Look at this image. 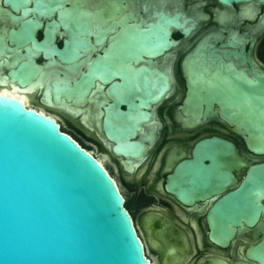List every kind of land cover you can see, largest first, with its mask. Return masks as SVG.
<instances>
[{
    "label": "water",
    "instance_id": "95a60500",
    "mask_svg": "<svg viewBox=\"0 0 264 264\" xmlns=\"http://www.w3.org/2000/svg\"><path fill=\"white\" fill-rule=\"evenodd\" d=\"M3 1L20 11L15 21L22 18L8 35L9 42L19 46H0V60L7 56L0 63L9 68L7 76L24 85L40 84L47 66L37 61L36 51L42 46L45 56H57L62 62L49 90L52 98L81 108L97 91L102 123V129L95 131L97 138L115 154L117 149H134L137 145L128 136L144 114L140 108L171 85L132 78L134 72L121 61L140 48L154 49L157 33L152 37L143 32L141 39L121 41L116 34L76 74L74 61L84 51L72 47L85 43L75 37L85 29L81 3ZM216 1L225 5L248 0ZM55 10V21L70 22V39H64L61 47L54 42L53 21H45L40 40L36 36L39 22L33 15L52 16ZM72 12L78 13L75 23L69 16ZM178 108L187 124L213 119L229 125L245 142L250 154L239 152L230 139L202 137L175 172L177 181L185 180L182 197L211 201L206 221L217 247L234 243L236 234L261 228L262 237L247 243L243 252L255 263L233 264H264V82L187 81ZM116 182L95 154L62 131L50 115L0 92V264H151Z\"/></svg>",
    "mask_w": 264,
    "mask_h": 264
},
{
    "label": "flooded vegetation",
    "instance_id": "af4514ba",
    "mask_svg": "<svg viewBox=\"0 0 264 264\" xmlns=\"http://www.w3.org/2000/svg\"><path fill=\"white\" fill-rule=\"evenodd\" d=\"M77 2L85 11L80 18L86 30L81 28V33L75 34L85 43L72 47L76 52L84 51L74 61L76 74L87 67L116 34L117 41H121L141 39L143 32L152 37L157 33L154 49L140 48L132 58L121 61L134 72L132 78L145 82L167 81L171 85L156 101L140 108L144 114L131 126L128 136L137 146L128 152L117 149L115 154L97 138L95 131L102 129L97 91L81 108L52 98L49 90L60 69L58 64L62 62L57 56H45L42 46L36 54L39 63L47 64L43 81L36 85L21 84L18 79L7 76L9 68L3 62L0 64V92L5 93L2 92L5 90V94L19 97L28 107L43 110L64 132L69 133L66 125L82 133L91 132L90 138L114 154L117 178L103 166L117 181L123 208L131 217L134 231L142 241L144 256L151 264H233L236 260L255 263L243 252L247 243L262 237L261 228L236 234L234 243L217 247L208 234L206 221L205 212L211 201L182 197L185 180L177 181L175 168L191 157L197 140L212 134L230 139L239 152L250 154L241 136L229 125L213 119L187 124L181 120L178 105L187 81L264 82V2L234 1L224 5L216 0H62L63 6ZM16 13L20 11L14 12L0 0V34L5 37V43L0 46L3 49L19 46L8 40L10 30H16L22 20L20 17L15 21ZM57 13L58 10L52 16L33 15V12L30 15L39 22L36 29L39 40L44 34L45 21L55 23L54 42L61 47L64 39H70L67 30L70 22L55 21ZM77 15L76 12L69 15L74 23ZM6 58L4 55L2 59Z\"/></svg>",
    "mask_w": 264,
    "mask_h": 264
},
{
    "label": "rangeland",
    "instance_id": "374dc122",
    "mask_svg": "<svg viewBox=\"0 0 264 264\" xmlns=\"http://www.w3.org/2000/svg\"><path fill=\"white\" fill-rule=\"evenodd\" d=\"M0 37H1L0 44L3 45L5 43V39L3 38V36ZM181 89H183L182 85H181ZM181 89L179 90V92H181ZM198 111L200 112V109H198ZM65 127L68 129L69 133L73 135L74 139L81 146H85L88 150L91 149L93 153L98 156V158L102 159L101 160L102 164L107 166V168L110 169L112 174L117 178V168H116L114 154H112L110 151L106 150L101 145H99L96 140L90 138L89 135H93L91 132L82 133L74 130L73 128L68 127L67 125Z\"/></svg>",
    "mask_w": 264,
    "mask_h": 264
},
{
    "label": "bare ground",
    "instance_id": "6f19581e",
    "mask_svg": "<svg viewBox=\"0 0 264 264\" xmlns=\"http://www.w3.org/2000/svg\"><path fill=\"white\" fill-rule=\"evenodd\" d=\"M47 77V76H46ZM2 92H5L6 93V91L5 90H3ZM42 112H43V110H42ZM107 141L105 140V143H106ZM91 152H93V151H91ZM113 154V153H112ZM102 157V156H101ZM104 157V156H103ZM97 158H98V156H97ZM101 160L102 159H100V158H98V162L100 163V164H102V162H101ZM110 172V171H109ZM205 208V207H204ZM256 230H258V229H260V228H255ZM261 230V229H260ZM145 235V234H144ZM145 238V237H144ZM155 240V239H154ZM160 240V239H159ZM148 241V240H147ZM146 241V242H147ZM154 242V241H153ZM157 243V242H156ZM148 244H149V242H148ZM147 244V245H148ZM155 244V243H154ZM157 244H159V242L157 243ZM158 246V245H157ZM162 246H164V245H162ZM159 247V246H158Z\"/></svg>",
    "mask_w": 264,
    "mask_h": 264
}]
</instances>
